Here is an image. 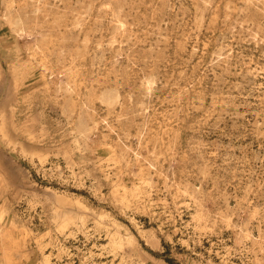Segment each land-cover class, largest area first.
Returning a JSON list of instances; mask_svg holds the SVG:
<instances>
[{
	"label": "rangeland",
	"instance_id": "obj_1",
	"mask_svg": "<svg viewBox=\"0 0 264 264\" xmlns=\"http://www.w3.org/2000/svg\"><path fill=\"white\" fill-rule=\"evenodd\" d=\"M0 264H264V0H0Z\"/></svg>",
	"mask_w": 264,
	"mask_h": 264
}]
</instances>
